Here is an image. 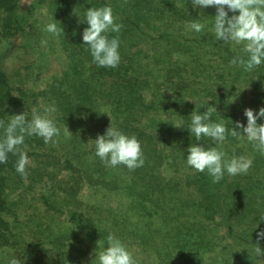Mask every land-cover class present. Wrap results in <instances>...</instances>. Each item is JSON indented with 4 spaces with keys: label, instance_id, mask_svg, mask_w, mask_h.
Returning a JSON list of instances; mask_svg holds the SVG:
<instances>
[{
    "label": "rangeland",
    "instance_id": "obj_1",
    "mask_svg": "<svg viewBox=\"0 0 264 264\" xmlns=\"http://www.w3.org/2000/svg\"><path fill=\"white\" fill-rule=\"evenodd\" d=\"M104 4L111 5L117 22L123 25L118 34H109L110 36L118 35L120 39L119 51L121 61L115 68L98 67L92 62V57L82 44L81 37L82 31L87 25L78 22V17L83 15L84 9L92 6L99 7ZM181 11H184V14ZM203 14L204 16H214L215 9L211 7L204 9ZM168 15L169 19L173 17L174 20L166 23L165 19ZM183 15H188V17ZM229 15H232V13H229ZM52 16L56 21L60 22L63 29L56 36L42 31L44 24ZM192 18H198V16L197 11H194L192 8L191 0H16V6L13 11L5 12L0 9V64L7 77L10 97L16 99L13 100L14 102L12 101L18 107L15 114L27 111L30 118L33 109L43 111L42 108L37 109L36 107H39L38 104L44 99L42 93L46 92V95L50 94L49 91L44 90H47V87H52L53 82L62 89L64 96L69 94L74 99L72 102L69 101L70 105H73L70 108V110L72 109L71 112L63 107L61 118L64 119L63 116H72L69 123L74 121L77 124V127L70 124H68L70 127L68 125L64 127L60 124V126H57L60 132L58 136L54 137V142H44L41 145V147L45 145L52 155L56 153L60 156L59 158L63 159L61 162L63 164L62 170L51 169L50 171L48 169V171H45V175H43V179L40 182L38 177L32 176L33 174L31 175L33 163L30 155H28L29 163L26 166V175H21L18 172L17 174L12 173L9 176L4 196L7 197L10 210L16 213L17 209L21 217L16 224V219H14L16 214L14 213V216L10 214L9 216V220L12 221L14 239H16V229L20 227L19 236L21 243L18 250L7 245H0V264H7L5 256H10L13 253L26 258L29 264L45 263L43 260L47 259L46 256L40 253V248L36 247L33 243V238L38 236V234H36L37 231L35 233L34 229H31L32 226L30 227V224H33V219H37L31 217L30 213L27 216L28 211L22 208L25 200L30 203L32 200L20 192L16 193L17 188L19 189V185L21 184L28 185L27 188L30 189L27 190L29 195L40 186L44 190L50 187L49 191H42V196L36 198L31 208L38 205H46L50 208L47 213L43 214L51 216L55 220V223L59 225L56 228L63 230L64 234L81 233L89 238V241L94 243V245H97L96 242L98 240L103 239L102 234L95 229L94 223L87 221V216L83 223L80 224L70 219L71 214H73L72 203L78 204L77 199H85L90 194V190L93 191V189H90L91 185L87 181L75 182L74 172L65 166L67 163L66 158L71 160L72 156L70 153L71 151H75L76 158H79L78 160L75 159L76 164L91 170L94 168L92 171L84 172L95 175V178H99L102 172L126 177V175L130 176L132 171H134H130L123 165L106 167L95 156L94 147L89 140L95 139L99 131L106 130L109 126L97 124L98 121L94 119L97 111H103L104 109L113 119L118 120L117 116L120 115L122 117L121 120L128 121L127 117L123 118L121 112L129 111L135 121L134 125L129 121L133 130L131 133L126 134L137 135L140 139L141 147L144 146L143 141H147L143 139L144 133L143 136L140 135V130L144 129L147 125L149 129L153 128V131L155 129H163V131L169 132L165 137L162 134H158V138L153 137V139L148 140L149 145L165 144L167 145L166 150L171 151V154H175L172 152V147L170 146L172 142H176V145L179 147L178 151L182 149V142L185 137L181 139L180 137L182 136L180 134H176V132L174 134L171 131L174 129L171 127L176 122L172 117L175 119V116L171 114L168 116L167 111L164 110L167 107L165 105L170 102L172 96H175V94H171L170 92H178L179 90L175 89L178 86L172 85L171 81L173 78L171 81L168 80L167 83L161 81L164 68L166 65H169L172 61L171 59L174 57L184 56L185 61H189L191 64L192 70L191 72H187L189 75L188 82L190 83L188 87H190L191 97L195 96V93L201 95V100L203 101L200 99L196 100V103L199 105L206 103L210 99L207 102V105L210 106L215 105L210 102L211 100L216 101L220 99L218 103L220 110L218 109L217 111L222 118H225V121L230 119L233 121V124L237 120L246 123V117L243 115L245 108H251L256 111L258 108L264 107L248 106L247 104L250 102L249 99L251 101L254 100V95H252L254 93L251 94V88L261 85V72L264 69V65H260L251 71H246L242 66H232L229 59L225 57L231 51H234L243 55V58L246 60L247 54L243 51V45L235 44L234 42L224 43L216 41L211 31L214 17L200 18V22L204 24L202 32L196 33L190 30L187 22ZM8 27L12 30L10 36H6L5 34V28L7 29ZM42 40H46L47 43L42 44ZM224 58L225 60H223ZM144 79H148L149 81H144ZM138 91L148 92L150 95L146 97H152V99H157L158 101L153 105H141L142 98H138ZM178 97L183 100L179 95ZM7 98L9 99V96H3L0 98V101H4ZM64 100L60 101L61 105H63ZM261 101L262 99L256 100L255 103L254 101L252 102L260 104ZM171 104L175 107L178 106V104H174L173 102ZM154 105L158 106L160 111L153 109ZM226 108L229 110L242 109V116L241 112L235 111L240 115V117L236 118L234 111L225 112ZM192 109H194L193 106ZM57 110L60 111L59 108ZM76 110H78V113H76ZM156 112L160 116H154ZM146 115H150V120L145 123L143 117L146 118ZM177 118L178 120L181 118L180 113L177 115ZM152 119H154V122H151ZM230 120L229 122H231ZM86 122V127L88 125V131L90 132H78V127L82 124L85 125ZM66 128L71 135L66 132ZM97 128H101L102 130L96 132L95 129ZM34 137L39 141H44L42 137ZM69 141L75 142L77 148L73 149L70 148L71 145H66ZM246 142L248 140H244L243 138L233 139L225 146L226 151L228 153L229 151L232 152L238 145L245 146ZM66 146L70 150L69 153L66 152ZM39 147L37 152L40 151ZM245 147L246 149L248 148L247 146ZM28 148V145L20 146L21 151L26 152ZM163 153L165 155V152ZM177 154L178 156H184L182 152H178ZM51 157L53 158V156ZM246 157L252 160V166L248 172L235 176L225 173L224 179L220 181L221 186L218 188L220 194L223 195L224 190L226 194L231 193L233 190L228 188L238 185V181L242 180L243 177H247L248 179L243 183L244 187L253 188L250 182H256L258 191L264 188L262 179L264 171L260 167L262 163H255V159L251 158L250 155ZM164 160L161 166L158 165L163 170L162 172L152 170L141 171L143 178L138 181L136 176L138 182L134 187L137 190L149 192L148 198L145 195L146 197H142L143 199L156 201V208L153 210L151 209L152 202L146 205L152 211L151 215H149L150 221L160 230H165L167 232H165V235L169 234V237L174 228L175 216L179 219H188L187 223L191 219H189L186 213L179 214L176 211V205L170 204L168 201H170L171 197L176 198L175 193H178L179 197L186 196V193L188 197V193L200 195L196 187L197 184L195 182L187 183L188 180L185 178L187 177V173L200 177L205 172L193 171V169L189 171L188 165L185 166L184 162L178 158H173L169 162H165ZM260 171H263L261 177ZM50 175L53 176L52 181L48 180ZM145 178L148 184L151 182V178L157 180V182L155 181L157 188L154 187L151 190L150 188L139 186L140 183L142 185L143 180L145 185ZM181 179L182 183L178 181ZM71 183H76L73 194H71L73 192L70 188ZM51 184H53L55 189L51 187ZM58 184L66 190L58 191L56 189ZM63 195H66L68 200L64 202L59 201V198ZM221 200L223 202L220 204L225 205V199L222 198ZM217 207L218 205L216 207L212 205L203 209L205 214L211 217L213 221L216 217L215 212L217 211ZM224 208H220L224 214L223 220L218 218L216 223L213 222L217 234L213 236L210 232H207V235L214 237L216 240H219L217 236L222 235L223 237L220 236V241L222 242L219 243V246H222L225 250L230 246L228 249L230 253L222 252L218 245L211 250L209 249L210 251H206L209 254L214 250L213 264H219V262L220 264H224L220 260H224L227 264H245L244 262L238 263L239 261H243L241 260L244 259L243 257L248 258L250 261L255 260L256 264H264V260H261L264 258L256 256L252 241V239H255L252 235L257 236V231L264 230V221H261L259 228L255 229L257 219L262 216V212L250 210L249 213L243 214L235 204H227ZM200 212L199 216L202 218L203 212L201 210ZM78 214L80 216L84 215L83 211H79ZM233 216L237 220L236 225L229 222ZM83 224L86 226L85 229L81 227ZM246 224L249 227L244 226ZM80 229L82 230L78 232ZM236 229H243L241 232L243 236L240 239L232 237V233L237 232ZM126 235L128 236V234ZM119 236L122 241H126L123 234L120 233ZM162 238V233H156L153 243H142L141 246L146 249L147 254L151 256L150 259H154L155 263L169 264L165 258L167 250L161 248L163 241L160 240ZM171 241H174V243L171 242L172 246H176V249H178L177 244L179 242H175L174 236L171 237ZM254 245H258L264 249V239L260 242H254ZM20 248L23 252L19 250ZM202 252L206 253L205 250ZM167 257L168 259H175L176 263L179 261L176 253H172ZM199 264L202 263L199 262Z\"/></svg>",
    "mask_w": 264,
    "mask_h": 264
},
{
    "label": "trees",
    "instance_id": "obj_2",
    "mask_svg": "<svg viewBox=\"0 0 264 264\" xmlns=\"http://www.w3.org/2000/svg\"><path fill=\"white\" fill-rule=\"evenodd\" d=\"M16 6V0H0V9H2L5 12H10L13 11ZM182 14H184V11H181ZM188 13V12H187ZM186 13V14H187ZM188 17V15H183ZM170 20H174V18L170 17L169 15L165 19L166 23H169ZM12 30L10 27L7 29L5 28V34L6 36H10L12 33ZM240 56L243 58V55L238 54L237 52L231 51L227 57L229 61L232 60L233 57ZM184 56H176L172 61L169 63V65H166L164 68V71L162 73V82H166L173 78L171 81L172 85L178 86L175 89H178V92H170L171 94H175V96H172V99L170 102H168L165 106H167L164 110L167 111L168 116L174 115L175 119L172 117L173 120H175V125L178 124L181 120H183L185 123H188L190 121V117L188 115L192 112V106L195 108V103L196 100H201L202 96L195 93V96L191 97V91H189L190 87L188 82L189 75L187 72H191L192 67L189 61H185ZM225 58L223 60H225ZM262 76V82L260 86H256L251 88V94L254 95L253 98L254 103L256 100L262 99L260 104H254L250 99L247 104L248 106H264V69L261 72ZM149 75V74H148ZM251 75V74H250ZM148 79H144V81ZM146 83V82H145ZM47 90L44 91H49L50 94L46 95L45 93H42L44 99L40 101V104H38L39 107H36L37 109H44L45 107L48 106H55V108H59L60 111H56L52 115L54 116L57 126L63 125L66 127L68 124L70 125H75L77 127L76 122L72 121L69 123V120L71 119L72 116L70 117H64V119L61 118V114L63 113V107L65 109H68L69 112H71L70 108L73 107V105H70L69 101L72 102L74 99L70 97L69 94L64 96L62 89L55 85L52 82V87L46 88ZM139 94V99L140 97L142 98L140 104L145 105V104H150L153 105L156 103L158 100L157 99H152V97H146L149 96L150 93L148 92H143V91H138ZM9 96V99L7 98L6 100L4 99L0 101V120H3L5 122V125L7 124L8 120L10 119L11 115L15 114L16 110L18 107H16L15 103L13 104V100H16L12 97H10L9 93V85L7 82V77L4 74L1 64H0V98L3 96ZM178 95L183 99H179ZM197 98V99H196ZM64 100L63 105L60 104L61 100ZM13 101V102H12ZM195 103H194V102ZM203 101V100H201ZM220 99L214 101L211 100L210 102L212 104H215L213 106L216 107V109L220 110V105H218ZM178 104L177 107L173 106L171 103ZM160 103V101H159ZM37 104V103H35ZM199 105L198 103H196ZM154 105L153 109L160 111L158 106ZM212 106V105H211ZM117 108V107H116ZM103 109V108H102ZM100 110V109H99ZM205 110V107H201L200 111L203 112ZM259 110V108L257 109ZM234 111V114L236 118L240 117V115L235 112L239 111L241 112L242 116V109L239 110H229L228 108L225 109V112H230ZM76 113H78V110H76ZM180 113L181 118L178 120L177 115ZM183 113V114H181ZM104 111H97L96 112V119L98 121L97 124H101V126H108V125H114L124 131L125 133H131L132 126L129 123H133L135 119L133 118L132 114L129 113V111L126 112H121V115H123V118L127 117L128 120H121L122 117L118 115V120L113 119L111 116ZM146 114V113H145ZM161 114V112H160ZM232 114V113H231ZM229 114V115H231ZM60 117H58V116ZM150 115H146V118L143 117L145 120V123L150 120L149 119ZM154 116H160L157 114ZM31 117V116H30ZM217 113H213V120H219V117ZM112 118V120H111ZM242 119V117H241ZM154 119L151 120V122ZM257 122H261L258 120ZM226 126L228 128L232 127L231 122L229 120L225 121ZM87 122L85 125H81L79 128L78 132H90L88 131V125L86 127ZM246 124V123H245ZM68 125V127H70ZM151 125V124H150ZM152 126V125H151ZM233 126H235L233 124ZM62 127V126H61ZM153 127V126H152ZM174 128L173 133L175 134H180L181 139L183 137L184 141L182 142L183 147L180 151H178L179 147L176 145V142L170 143V146L172 147V152L175 154H171V151H167V145L161 143V145H149L148 140L153 139V137L158 138V134H162L164 137L165 135L169 134V132L163 131V129H155L153 131V128L149 129L147 125L144 127V129L140 130V135L143 136V139L147 142H144V146H142L143 149V158H144V164L143 167H138L132 173L130 176L126 175V177H121V176H114L112 174H109L107 172H102L101 176L99 178H95V175H92L91 173H87L84 171H92L94 168L88 169L82 165L76 164L75 159V151H71V156L72 159L66 158V168L70 169L71 171L74 172V181L75 182H80V181H87L91 186L90 189V194L85 198V199H77L79 202L77 203H72L73 208V214H71L70 219L76 221L78 224L83 223L84 219H86L87 216V221H92L94 223L95 229L100 232L103 236V239H105L109 235H115L121 240V237L119 234L124 235V240L123 241L130 249V251L133 253L134 258L137 261V264H157L154 262V259H150V255H148L146 249L141 246L142 243H153L155 241V234L156 233H162V239L160 241H163L162 243V249L167 250V254L165 256L166 261L169 264H199L201 262L202 264H213L214 260V254L213 251L209 254L208 251L209 249L211 250L213 247L216 245L219 246V243L222 242L220 241V236L223 237L222 235L217 236L219 240H216L214 237H211L207 235V232H210L211 235L215 236L217 232H215V225L213 224L216 223V220L224 218V214L220 208H224L228 205H233L235 204L239 209L241 210L240 212L244 213H249L250 210H254L255 212L261 211L262 215H264V188L261 189V191L257 190V184L256 182H250V185L253 186L251 187H244L243 183L248 180L247 177H243L242 180L238 181V185L234 187H230L228 189L233 190L231 193L226 194L225 190L223 192V195L220 194V191L218 190L219 186H221V183H214L212 180V177H210L206 172L203 173L200 177L199 176H192L187 173V183H196L197 190L199 191L200 195H191L189 194V197L187 196H181L179 197L178 193H175L176 198L170 199L168 201L170 204H175L176 205V211L179 214L186 213L188 215L189 222L187 223L188 219L186 218H178L174 217V225H173V231L171 236L168 237L169 234L165 235V230H160L157 226H155L149 218V215H151L152 211L148 209L146 206L149 202H152L151 209L153 210L156 208V201L153 200H145L142 197L145 195L147 196L149 194L148 191L144 192L143 190H137L135 189L134 186H136L137 182L140 181L143 178V174L141 171H159L162 172L163 170L158 167L162 165V161L164 160L165 162H169L171 159H179L180 161H183L185 166H187L185 157L183 155L178 156V152H182L183 154L186 155L185 149H187L189 143L191 142H196V143H204L203 138L201 141H193L194 138L190 137V134L188 130L184 127L176 128V127H171ZM102 130L101 128L95 129V131ZM105 130L99 131V134H103ZM3 136V128H0V137ZM240 137H232L228 136V138L223 142V144L219 145L220 150L224 151L226 153V158L230 159L232 156H248L250 155L251 158L255 159V163L261 164L260 166L261 169L264 171V152H261L257 150L254 145L251 142H246L245 146L244 145H238L235 147V150L228 153L226 151L227 149L225 146L229 141H232L233 139H237ZM244 140H247L246 138H243ZM168 140V139H167ZM165 140V141H167ZM170 140V139H169ZM73 141H69V143L66 145L70 146V148H77L76 143ZM44 141H39L36 137L34 136H27L25 138V144L23 146L28 145L29 148L27 149V154L30 155L32 163H33V168H31V175L34 177H38L40 182L41 179H43V175H45V171H48V169L52 170H62L63 169V164L61 162L63 159L59 158L60 156L57 155L56 153L52 155L51 151L46 148L45 145H42ZM41 148H40V147ZM159 146V147H158ZM38 147L40 149L38 151ZM37 148V149H36ZM246 149V150H245ZM70 150H68L66 146V152L69 153ZM86 152V151H85ZM84 152V153H85ZM165 152V155L164 153ZM177 154V156H176ZM238 154V155H237ZM53 156V158L51 157ZM163 158V159H162ZM19 159V153L13 154L9 153L8 154V159L7 162L5 163H0V245H7L11 248H16L18 250L21 239L19 236V228L16 229V239H14V231L12 230V221L9 220L10 214L14 216L15 211L10 210L9 205H8V200L5 197V192H6V187L8 186V178L12 173H18L16 171V164ZM165 170V169H164ZM188 170L192 171V168L188 166ZM127 171V169H125ZM193 171H196L193 169ZM260 171V177L262 175V172ZM259 172V171H258ZM103 176V177H102ZM138 181H137V178ZM189 176V178H188ZM41 177V178H40ZM263 179V185H264V174L262 175ZM48 180L52 181L53 176L50 175L48 177ZM147 179L145 178V185H144V180L141 185L150 188L151 190L157 188L155 181L151 178V182L148 184ZM180 183H182V179L178 180ZM75 184L76 183H71L70 188L73 191L71 194L74 193L75 191ZM238 186V187H237ZM19 189L17 188L16 193L20 192L22 195H26L27 198H30L32 202H26L24 203V206L22 207L23 209H26L28 211L27 216H29V213L31 217H35L37 220H32L33 224H30L31 229H34L35 233L38 234V236H35L33 238V243L36 245V247L40 248V253L43 256H46L47 259H44L45 263L41 264H96V261L93 260L95 258V252H98L99 247L97 245H94L91 241H89V238L85 237L81 233H74L72 235L70 234H64L63 230L57 229L56 227H59L57 223H55V220L51 216H46L43 213H47L48 208L46 205L42 206H37L31 208L32 205H34V201L36 198L42 196V191L46 192L50 190V187L48 189H43L42 186L38 187V189H35V191L29 195L27 190H30L27 184H21L19 185ZM51 187H53V184H51ZM237 187V188H236ZM58 191L60 190H66L64 187L61 185H57ZM144 192V194H143ZM145 196V197H146ZM229 196V197H228ZM100 197V199H99ZM144 197V198H145ZM148 198V196H147ZM222 198L225 199L224 204H220L223 202L221 200ZM68 200L66 195H63L59 198V201H65ZM189 204H188V203ZM215 204V205H214ZM66 205V204H65ZM217 207V211L215 212V218L214 221L211 220L212 218L207 216L204 212L203 209L207 207ZM31 209V210H28ZM225 209V208H224ZM200 210L203 212V217L200 218ZM76 211V212H75ZM79 211H83V216H80L78 213ZM236 212V210H235ZM240 213V214H242ZM16 217L14 216V219H16V224L21 217L19 216V213L16 209ZM82 215V214H81ZM148 215V216H147ZM147 216V217H146ZM178 216V215H177ZM198 217V219H196ZM47 218V219H46ZM171 218V217H170ZM231 221H229L231 224L236 225L237 220L235 219V216L231 217ZM172 219V218H171ZM183 219V220H181ZM173 220V219H172ZM144 221V222H143ZM60 224V223H59ZM55 228H54V227ZM248 226V224L244 225ZM264 226V222H263ZM82 229H85V224H83ZM249 227V226H248ZM82 229L78 230L81 231ZM236 233H232V237L235 238L237 237L240 239L242 235V230L241 229H236ZM167 233V232H166ZM128 234V236L126 235ZM118 235V236H117ZM174 236L175 242H179L176 246H172L171 242L174 243V241H171V237ZM255 239H252L253 241V249H256V245H254V242H260L262 239H258L257 236L252 235ZM127 237V239H126ZM130 237V239H129ZM71 238V239H70ZM165 238V239H164ZM30 242L31 239H29ZM107 246V245H105ZM145 246V244H144ZM97 247V249H96ZM220 247V246H219ZM230 246H228V249ZM228 249L225 250L222 246L220 247V250L224 253H230L228 252ZM21 252L22 249H19ZM205 250L206 253H203L202 251ZM209 250V251H210ZM95 251V252H94ZM176 253L179 257V261H175V259H168L167 256L170 254ZM236 257V256H235ZM9 255L5 256V259L8 260ZM237 258V257H236ZM244 259H241L243 261H239L238 263L244 262L245 264H256V261H250L248 258L243 257ZM254 258V256H253ZM238 259V258H237ZM246 260V261H245ZM224 264H227V262H224V260H220ZM237 262V261H235ZM25 264H29L28 261H26L25 258ZM166 264V263H165ZM220 264V262H219Z\"/></svg>",
    "mask_w": 264,
    "mask_h": 264
},
{
    "label": "clouds",
    "instance_id": "obj_3",
    "mask_svg": "<svg viewBox=\"0 0 264 264\" xmlns=\"http://www.w3.org/2000/svg\"><path fill=\"white\" fill-rule=\"evenodd\" d=\"M191 3L198 18L187 22L190 30L202 32L204 24L200 22V18L214 17L211 31L216 41L243 45L247 59L233 57L230 61L232 66H242L246 71H251L264 65V0H191ZM209 7L215 9L214 16H204L203 10ZM78 18L79 23L87 25L81 37L92 62L98 67H117L121 61L120 39L118 35L109 34H118L123 25L117 22L111 5L86 8ZM42 31L56 36L63 29L60 22L52 16L44 24ZM41 43L46 44L47 41L42 40ZM209 100L200 105L193 101L195 108L188 115L190 121L185 123L181 120L173 126L186 128L190 137L194 138L193 141H201L203 138L204 143H189L185 149L186 155L184 154L186 163L198 172H206L214 183H219L224 179L225 173L230 176L246 174L252 166V160L243 155L226 158V153L220 150L219 145L223 144L228 136L246 138L257 150L264 152V107L256 111L245 108L243 115L246 117V124L237 120L233 126V121L227 119L232 124V127L228 128L224 122L225 118L221 117L216 107L207 105ZM201 107H205L203 112L200 111ZM56 111L55 106H48L43 111L33 109L30 118L27 111H24L11 115L6 125L0 120V128H3V136L0 137V163L7 162L9 153H19L16 171L26 175L29 156L27 152L20 150V146L25 144L27 136L42 137L45 143L54 142V137L60 132L52 115ZM213 113H218L220 119L213 120ZM258 120L261 122L258 123ZM65 130L71 135L67 128ZM89 141L94 147L95 156L106 167L123 165L132 171L144 164L138 136L126 134L114 125L110 124L103 134L98 133L95 139ZM261 221H264V215L257 219L255 229L259 228ZM257 238L264 239V230L257 231ZM96 243L99 247L98 252L94 251L93 260L96 264H137L129 247L115 235H109ZM255 253L257 257L264 258V249L258 245ZM7 264H25V258L13 253L9 256Z\"/></svg>",
    "mask_w": 264,
    "mask_h": 264
}]
</instances>
